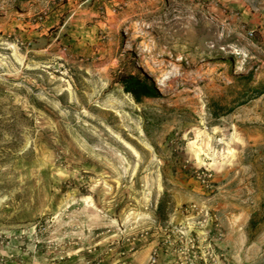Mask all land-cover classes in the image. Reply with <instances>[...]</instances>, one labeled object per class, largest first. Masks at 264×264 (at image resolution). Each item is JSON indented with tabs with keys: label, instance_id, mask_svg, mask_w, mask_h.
Returning a JSON list of instances; mask_svg holds the SVG:
<instances>
[{
	"label": "rangeland",
	"instance_id": "374dc122",
	"mask_svg": "<svg viewBox=\"0 0 264 264\" xmlns=\"http://www.w3.org/2000/svg\"><path fill=\"white\" fill-rule=\"evenodd\" d=\"M263 87L264 0H0V264H264Z\"/></svg>",
	"mask_w": 264,
	"mask_h": 264
},
{
	"label": "trees",
	"instance_id": "16d2710c",
	"mask_svg": "<svg viewBox=\"0 0 264 264\" xmlns=\"http://www.w3.org/2000/svg\"><path fill=\"white\" fill-rule=\"evenodd\" d=\"M117 83L120 84L124 93L129 94L135 103H142L145 99H161L163 96L155 82L141 78L130 73L119 72L116 75ZM264 93V87L256 97ZM230 113V111L228 112ZM158 207V214L161 212Z\"/></svg>",
	"mask_w": 264,
	"mask_h": 264
},
{
	"label": "bare ground",
	"instance_id": "6f19581e",
	"mask_svg": "<svg viewBox=\"0 0 264 264\" xmlns=\"http://www.w3.org/2000/svg\"><path fill=\"white\" fill-rule=\"evenodd\" d=\"M137 24H138V22H137V21H135L134 23H132V25H136V26H137Z\"/></svg>",
	"mask_w": 264,
	"mask_h": 264
}]
</instances>
